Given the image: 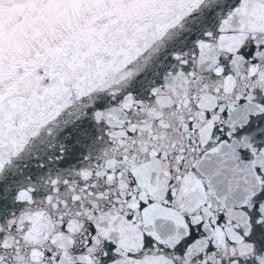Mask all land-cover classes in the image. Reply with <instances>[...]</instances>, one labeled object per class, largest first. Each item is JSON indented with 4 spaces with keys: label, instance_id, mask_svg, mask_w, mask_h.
<instances>
[{
    "label": "snow or ice",
    "instance_id": "1",
    "mask_svg": "<svg viewBox=\"0 0 264 264\" xmlns=\"http://www.w3.org/2000/svg\"><path fill=\"white\" fill-rule=\"evenodd\" d=\"M0 264H264V0H0Z\"/></svg>",
    "mask_w": 264,
    "mask_h": 264
}]
</instances>
